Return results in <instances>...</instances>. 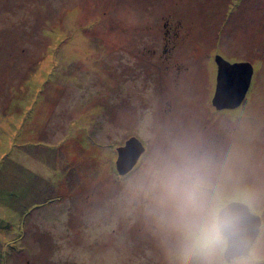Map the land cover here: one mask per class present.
I'll return each mask as SVG.
<instances>
[{
  "label": "rangeland",
  "instance_id": "rangeland-1",
  "mask_svg": "<svg viewBox=\"0 0 264 264\" xmlns=\"http://www.w3.org/2000/svg\"><path fill=\"white\" fill-rule=\"evenodd\" d=\"M218 56L253 67L234 109ZM195 153L264 217V0H0V264H203L157 179Z\"/></svg>",
  "mask_w": 264,
  "mask_h": 264
},
{
  "label": "clouds",
  "instance_id": "clouds-1",
  "mask_svg": "<svg viewBox=\"0 0 264 264\" xmlns=\"http://www.w3.org/2000/svg\"><path fill=\"white\" fill-rule=\"evenodd\" d=\"M157 179L162 190L179 208L182 244L192 257L211 264L229 218L219 211V186L210 155L195 153L179 164L166 165Z\"/></svg>",
  "mask_w": 264,
  "mask_h": 264
},
{
  "label": "water",
  "instance_id": "water-1",
  "mask_svg": "<svg viewBox=\"0 0 264 264\" xmlns=\"http://www.w3.org/2000/svg\"><path fill=\"white\" fill-rule=\"evenodd\" d=\"M216 63L218 75L213 105L218 110L234 109L242 103L247 94L253 67L248 62L230 63L220 56L216 58ZM144 150L142 142L135 137L129 139L125 146L119 147L116 162L118 173L120 175L129 173ZM220 214L229 218V226L222 230V235L228 241L226 260L248 255L259 233L260 217L251 213L249 207L242 203H230Z\"/></svg>",
  "mask_w": 264,
  "mask_h": 264
},
{
  "label": "flooded vegetation",
  "instance_id": "flooded-vegetation-1",
  "mask_svg": "<svg viewBox=\"0 0 264 264\" xmlns=\"http://www.w3.org/2000/svg\"><path fill=\"white\" fill-rule=\"evenodd\" d=\"M252 213V212H251ZM255 215V214H254ZM260 228H259V233L258 236L253 244V246L251 247L249 254L246 256H240V257H236L230 261H227V263L231 262L234 263L236 261L239 260H249L250 262L254 263V264H261L264 262V217L260 216ZM221 237L224 239L225 243H226V247H225V251H224V255L226 252V248H227V238L224 237L221 234Z\"/></svg>",
  "mask_w": 264,
  "mask_h": 264
}]
</instances>
